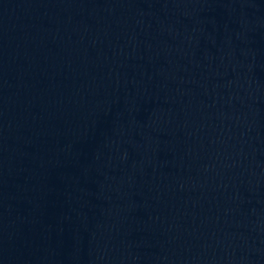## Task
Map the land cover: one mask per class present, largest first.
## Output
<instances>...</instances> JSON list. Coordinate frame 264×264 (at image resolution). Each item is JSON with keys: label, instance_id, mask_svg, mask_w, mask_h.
<instances>
[{"label": "water", "instance_id": "water-1", "mask_svg": "<svg viewBox=\"0 0 264 264\" xmlns=\"http://www.w3.org/2000/svg\"><path fill=\"white\" fill-rule=\"evenodd\" d=\"M0 264H264V0H0Z\"/></svg>", "mask_w": 264, "mask_h": 264}]
</instances>
